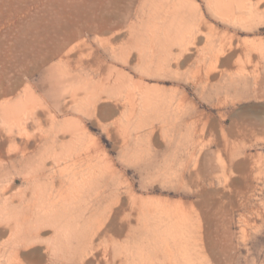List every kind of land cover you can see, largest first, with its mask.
I'll return each instance as SVG.
<instances>
[{
  "label": "bare ground",
  "instance_id": "6f19581e",
  "mask_svg": "<svg viewBox=\"0 0 264 264\" xmlns=\"http://www.w3.org/2000/svg\"><path fill=\"white\" fill-rule=\"evenodd\" d=\"M204 1L234 20L245 18L239 8L253 9L248 0ZM111 2L120 10L135 9L136 19L111 27L115 11L100 16L81 11L67 44L53 52L47 42L36 44L18 33L12 59L0 47V264H180L192 241L190 214L149 204L134 193L126 164L143 171L146 150L137 143L164 127L156 124L161 116H174L175 127L192 107L186 94L168 95L150 79L193 72L189 67L196 63L201 81L238 48L233 42L212 43L210 20L196 0ZM23 26L26 33L33 29ZM99 28L111 32L106 51L120 67L84 40ZM54 58L58 61L49 65ZM25 60L37 69L47 66L53 102L23 77L12 81L10 73L32 72L23 67ZM71 111L79 115L67 118ZM84 116L101 118L108 134L116 135L118 159L86 130ZM194 166L187 167L191 177L200 170ZM133 210L135 230L145 229L148 241L136 249L129 244ZM45 228L51 234L43 238Z\"/></svg>",
  "mask_w": 264,
  "mask_h": 264
},
{
  "label": "rangeland",
  "instance_id": "374dc122",
  "mask_svg": "<svg viewBox=\"0 0 264 264\" xmlns=\"http://www.w3.org/2000/svg\"><path fill=\"white\" fill-rule=\"evenodd\" d=\"M248 1L253 6L252 11L239 8L245 18L234 20L208 9L204 0H196L210 20L212 43L233 42L238 49L223 57L222 64L217 66L219 69H214L208 77L204 75L201 81L194 74L196 63L189 67L193 72L150 79L151 85H158L161 92L168 95L179 98L186 94L187 103L192 107L189 113H183L175 127L174 116H161L162 121L156 124L164 127L157 129L154 136L145 138L143 143H137L147 152L141 165L143 171L138 165L126 164L128 176L134 182V193L144 197L149 204L190 214L193 236L180 264H187L186 261L190 264H264V0ZM64 2L0 0V47L7 49V58H13L14 41L20 34L28 40L35 39L36 44L47 42L50 52L67 44L81 11L95 10L99 16L115 11L108 22L111 27L118 22L124 24V19L125 24L129 23L137 15L133 8L129 12L117 9L111 0ZM81 3L85 5L84 10ZM21 26L22 29H33L26 33ZM98 30L86 33L84 40L91 41L107 54L109 64L116 65L114 57L106 51L111 32ZM116 43L121 44L120 40ZM57 61L54 58L49 65ZM23 67L32 68V72L28 77L20 70L10 73L12 81L15 75L23 77L37 93L46 94L53 102L55 95L47 66L37 69L25 60ZM186 69H180L181 73ZM78 115L71 111L67 118ZM83 118L86 130L100 141L110 156L118 159L121 151L116 135L108 134L101 118L100 121L94 117ZM194 165L200 170L191 177L188 170ZM134 211L131 218L134 228L129 236L132 249L148 243L146 230H135L138 226ZM40 234L46 238L51 229H42Z\"/></svg>",
  "mask_w": 264,
  "mask_h": 264
}]
</instances>
